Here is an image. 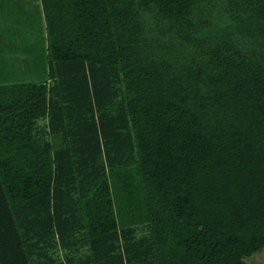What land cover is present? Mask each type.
<instances>
[{"label": "trees", "instance_id": "trees-1", "mask_svg": "<svg viewBox=\"0 0 264 264\" xmlns=\"http://www.w3.org/2000/svg\"><path fill=\"white\" fill-rule=\"evenodd\" d=\"M39 1L46 74L0 83V264L261 251L264 0Z\"/></svg>", "mask_w": 264, "mask_h": 264}, {"label": "rangeland", "instance_id": "rangeland-1", "mask_svg": "<svg viewBox=\"0 0 264 264\" xmlns=\"http://www.w3.org/2000/svg\"><path fill=\"white\" fill-rule=\"evenodd\" d=\"M19 18L20 22L14 19ZM0 83L38 81L47 71L46 32L42 11L32 12L20 17L17 8L7 12V7L0 11ZM0 40V41H2ZM27 46V48L25 47ZM45 120L38 119L41 127ZM143 227L136 231V237L147 236ZM58 256H61L59 252ZM245 264H264V248L245 259Z\"/></svg>", "mask_w": 264, "mask_h": 264}, {"label": "crops", "instance_id": "crops-1", "mask_svg": "<svg viewBox=\"0 0 264 264\" xmlns=\"http://www.w3.org/2000/svg\"><path fill=\"white\" fill-rule=\"evenodd\" d=\"M5 7H7V12L12 11V8L14 7L17 8L20 17L26 15L29 12H32L33 9L39 8V10H41V5L39 0H0V11H2ZM14 20L16 22H20L19 18H16ZM2 38H0V40H2ZM2 43L3 40L0 41V46ZM25 47L27 48V46ZM0 67L3 68V65L0 64Z\"/></svg>", "mask_w": 264, "mask_h": 264}]
</instances>
